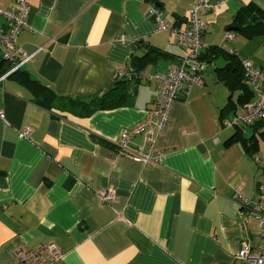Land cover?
Masks as SVG:
<instances>
[{"label":"crops","instance_id":"crops-1","mask_svg":"<svg viewBox=\"0 0 264 264\" xmlns=\"http://www.w3.org/2000/svg\"><path fill=\"white\" fill-rule=\"evenodd\" d=\"M24 1L27 28L17 46L28 59L20 73L2 78L8 64L0 56V264H13L18 248L46 244L63 255L53 264H239L243 242L255 254L259 224L234 195L240 188L241 196L254 199L264 186V133L259 124L241 128L254 142L253 155L239 139L228 142L238 128L224 122L243 105L234 92L233 109L223 110L230 95L216 68L226 56L212 55L203 84L171 103L153 145L163 154L159 165L121 156L116 146L121 130L146 119L153 82L140 81L127 89L122 106L90 116L76 103L41 106L36 98L43 91L29 83L57 98L88 101L110 89L117 73L134 71L132 58L147 47L169 57L147 63L139 74L164 72L187 50L157 32L148 8L182 31L193 0ZM210 1L223 4L201 16L202 42L264 72V34L248 37L234 25L241 10L264 13V0ZM16 2L0 0V8ZM228 28L237 29L229 41ZM25 128L29 139L18 137ZM131 147L146 150L141 137ZM103 190L114 200L100 203L95 194Z\"/></svg>","mask_w":264,"mask_h":264},{"label":"built area","instance_id":"built-area-1","mask_svg":"<svg viewBox=\"0 0 264 264\" xmlns=\"http://www.w3.org/2000/svg\"><path fill=\"white\" fill-rule=\"evenodd\" d=\"M223 2L210 0H193L188 10V27L178 31L160 17L157 9L151 5L148 8L147 16L156 26L157 32L167 33L174 42L185 48L186 54L177 59L175 64L169 65L164 72L154 73L150 76L140 74V81L153 82L155 86L154 100L151 108L146 111V119L131 129L121 130L117 143L118 154L136 161L143 165H159L163 154L154 152L153 145L159 133L168 124V114L171 103L180 96H186L193 86L203 84V70L206 62L201 59L202 52L208 48L201 37L205 32V25L201 20L204 14H216ZM28 8L24 0H17L15 7L1 9L0 17L4 24L0 27V56L8 64L7 75L19 69L28 59L26 53L17 46L19 33L27 28ZM234 34L226 31L225 40H232ZM242 73L248 88L253 93V99L242 106L233 120L225 121L226 127L235 125H251L259 121L264 132V72L254 67L249 61L241 63ZM132 70L119 72L117 78H131ZM1 78V79H2ZM0 119L4 121L0 113ZM29 128L18 132L21 139H29ZM135 137L143 138L146 150L131 147ZM215 142V140H214ZM95 198L103 204L114 200V194L110 190H103L95 194ZM234 199L254 218L261 230L262 241L255 254L251 246L243 242L235 256L239 264H264V186H258V194L254 199H246L240 194V188L235 189ZM61 252L53 244L39 245L35 249H16L13 264H53L61 261Z\"/></svg>","mask_w":264,"mask_h":264},{"label":"trees","instance_id":"trees-1","mask_svg":"<svg viewBox=\"0 0 264 264\" xmlns=\"http://www.w3.org/2000/svg\"><path fill=\"white\" fill-rule=\"evenodd\" d=\"M235 26L239 27V31L248 37H252L257 34H264V13L260 10H255L253 14H249L248 11L241 10L235 16ZM229 29V28H228ZM228 31V30H227ZM226 53V54H225ZM223 55L226 56V63L221 68H216L217 78L222 82V84L229 91V99L223 110H232V93H237L236 102L241 105H245L250 102L253 97L252 91L248 88L245 78L242 73L241 63L235 58L233 54H228L225 50L220 47L214 46V48L208 47L201 54V59L210 63L213 59L212 55ZM169 56L156 48L147 47V50L140 57L134 56L130 62V66L134 69L131 74V78H117L114 80V84L105 91L100 96H94L88 101H77L71 99L57 98L51 92L45 90L44 87L38 84L37 81L29 79L30 84H34L43 91L36 98L38 104L43 107H49L50 103L55 101L58 102L57 107L70 108L74 103L78 104L83 111V116H90L97 111L110 110L123 105L125 99L129 96V91L127 90V85L135 87L140 83L139 71L144 69L147 63H153L159 58L167 59ZM20 73V68L11 73L9 76ZM74 104V105H76ZM81 116V114H80ZM254 124H260L259 121L254 122L251 125H235L236 133L228 140V142H233L239 139L242 145L248 153L253 155L255 148L252 138H245L240 133H243L241 128L251 127ZM262 128V127H261ZM263 131V130H262ZM264 133V132H263Z\"/></svg>","mask_w":264,"mask_h":264},{"label":"water","instance_id":"water-1","mask_svg":"<svg viewBox=\"0 0 264 264\" xmlns=\"http://www.w3.org/2000/svg\"><path fill=\"white\" fill-rule=\"evenodd\" d=\"M228 31H237V29L230 28ZM130 88H131V84H128L127 89L130 90Z\"/></svg>","mask_w":264,"mask_h":264},{"label":"bare ground","instance_id":"bare-ground-1","mask_svg":"<svg viewBox=\"0 0 264 264\" xmlns=\"http://www.w3.org/2000/svg\"><path fill=\"white\" fill-rule=\"evenodd\" d=\"M2 76V75H1Z\"/></svg>","mask_w":264,"mask_h":264}]
</instances>
